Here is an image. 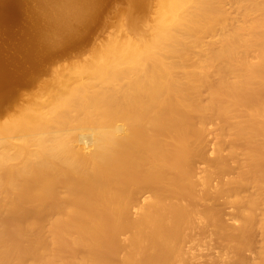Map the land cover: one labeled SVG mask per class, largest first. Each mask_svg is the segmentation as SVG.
I'll use <instances>...</instances> for the list:
<instances>
[{"label": "bare ground", "instance_id": "bare-ground-1", "mask_svg": "<svg viewBox=\"0 0 264 264\" xmlns=\"http://www.w3.org/2000/svg\"><path fill=\"white\" fill-rule=\"evenodd\" d=\"M103 1L0 0V18L29 6L35 65L78 44ZM126 1L152 13L147 34L107 40L0 121V264L190 263L199 222L264 264V0ZM11 75L0 66V86Z\"/></svg>", "mask_w": 264, "mask_h": 264}, {"label": "rangeland", "instance_id": "rangeland-1", "mask_svg": "<svg viewBox=\"0 0 264 264\" xmlns=\"http://www.w3.org/2000/svg\"><path fill=\"white\" fill-rule=\"evenodd\" d=\"M104 1V3L102 2V7L104 4L106 5H104V10L102 9V14L99 16L101 19L98 18L97 20L92 22V26L88 28L89 30L87 29L84 33L82 32L84 34L83 36L81 35L83 37V40L81 41L82 37H80L81 39L77 41L78 44L76 43L77 46L75 44L72 45V47L69 48V51L68 49L61 50L59 47H57L47 58L40 57L39 62L35 65L30 60H28L25 55L27 53L26 51L28 50V47H30V42H26V40L22 39L28 36H26V34H30L29 23L31 22L29 21L31 12L29 6H24L22 15L16 17L10 16L9 18L5 19L6 22L3 20V22H5L6 24L2 23V19L0 18V24H2V27H0V66L5 67L12 73L8 81L0 86V121L6 122V118H8V116H13V114L11 113L18 114V112L20 111H16L17 108L21 110L22 106L24 107L25 105H27V101L31 103L32 98L36 99L38 95L42 94L44 92V89L48 88V86H50L51 83L55 81L58 75L60 76V73L61 76H63L64 74L62 75V73H66V69H71L70 67L73 68V66L82 67V65L84 66L85 64H87L94 56V53H97V51L100 50V46L104 45L107 40L109 41L114 36L116 37L120 34L121 35L119 37H124L125 33L127 34L128 31L129 33H131V35H136V31L138 33L140 32L142 34H147L149 23L148 26H145L143 24L144 22L142 21H144L145 19V21L147 20L146 22H148V20L151 19L152 13L148 11L149 14H144L143 10H132V15L135 16L131 17V19L130 17H128L130 15H128V12L130 13L132 7V4L130 2L126 0ZM128 9L130 11H128ZM146 12L147 11H145V13ZM121 14L123 16H121ZM143 14L146 18H143L144 16H141ZM147 15L150 18H147ZM130 20H134L136 22L138 21V23L140 22V25H138L139 30L134 29L135 25L131 24V26L127 24ZM141 23L144 25L143 28H141L143 26ZM6 25L9 26L6 27ZM4 27L6 29H4ZM120 28L122 31L120 30ZM128 28H130L131 30H128ZM31 29L33 31V28ZM141 29L145 30L142 32ZM133 30H135V33ZM22 42H25L26 44H23ZM20 44H22V46H20ZM84 62L85 64H83ZM213 127L214 125L211 126V128ZM213 137V134L209 135V138L211 140H209L210 145H213L211 144L213 143ZM205 166L206 163L198 161L197 170L198 172H200V174H202L201 171H203ZM231 171L232 173L236 172H233V170ZM225 174L227 175L228 172ZM229 174H231V172H229ZM226 175L224 176L228 177V175ZM220 177V175L219 177H215V179L213 180L214 186L220 183ZM221 178H223V176ZM213 202L219 209H221L220 211H223V215L229 221V223L231 222V224H233L232 222L236 215V208L234 209L232 203L228 202L225 197L219 198L216 201L213 200L211 203ZM191 231L193 233L191 235V239L193 240H190V237H187L186 239H188V241H184L183 246L185 247L183 248L186 249L185 252H189L186 254L187 256H192V261H190V263L186 260H184V263L183 261H177L176 264H227V260H229V258L234 260V262H237L235 264H244V261L242 263L238 260L241 258H237L238 256H236L233 251L226 247L223 239H220V237L216 235L213 226L203 228L201 227V224L199 222V225L196 224V226ZM257 234L255 239L256 242L259 243L261 240V232H257ZM251 253L253 255V252H251V250H247L245 252V254L247 256L250 255V257L252 256ZM187 260H190V258H188Z\"/></svg>", "mask_w": 264, "mask_h": 264}]
</instances>
